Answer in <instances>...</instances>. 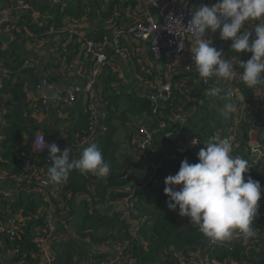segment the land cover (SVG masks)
I'll list each match as a JSON object with an SVG mask.
<instances>
[{
  "label": "trees",
  "instance_id": "trees-1",
  "mask_svg": "<svg viewBox=\"0 0 264 264\" xmlns=\"http://www.w3.org/2000/svg\"><path fill=\"white\" fill-rule=\"evenodd\" d=\"M86 1L88 0H57L52 3L48 0L40 5L38 18L29 12H21L15 20L0 27V93L5 97L2 104L3 122L0 124V137H3L0 138V170L6 175V180L1 183L5 186L18 187L12 198L4 197L0 193L1 214L6 216L5 212L14 217L11 228L16 231L15 237H11L10 234H0V245L3 244L7 252L14 250L11 257L13 263L17 264H83V262L99 264L108 255L106 252L95 250V247L121 244L126 245L121 256L128 259L130 264H176L182 257L191 256L200 249L209 251L214 264H261V260L264 264V236L253 238V244L231 241L227 243L230 248L216 245L213 249L207 250L209 238L199 230L198 226L192 223L190 218L180 216L178 209L173 211L168 208L169 198L164 192L165 178L170 175V171L175 175L184 159L190 163L198 162V154L189 150L180 152L177 149V141L198 138L201 149L205 147L204 142L213 137L214 132L231 134L236 125L235 153L247 159L250 164L245 178L251 176L262 186L261 200L258 202V212L254 217L253 226H264V168L254 170L251 167L249 154L246 151L249 122L247 119L236 120L234 114L229 120H223L217 109L228 103L227 97L224 93L223 100L208 96L207 90L211 87L204 85L202 78L195 74L192 76L199 81L194 84L192 99L188 104H195L197 114L191 117L186 126L176 129L177 139H172L170 136L175 130V126L170 122V116L180 108L184 98L178 89L175 90L172 102L159 108L162 109L161 117L153 113L155 105L148 98V94L130 89H111V93L103 96L106 105L103 122L107 130L100 137L95 138L93 143L102 150L104 159L110 166V172L105 177V184H101L99 190L104 186L106 192L104 194L108 200L128 199L131 203L132 216L137 219L145 217L136 234L127 224L123 212L117 210L106 212L98 208L94 197L97 190H91L90 185L101 177L72 170L65 182L53 183L59 191L60 203L57 204V200L53 198L51 202L56 205L54 209L57 216L61 217L63 208L69 211L66 220L71 222L73 231L72 233L68 231L63 237L49 238L51 240L49 248L52 252L50 261L38 248L40 237L48 234L44 218L49 204L42 194L27 193L20 189L25 184L30 185L29 182L34 183L36 179H30L22 174L23 159L20 156V148L28 137L44 129L37 114L46 112L41 98L31 99L27 95V86L36 87L39 82L35 67L31 66L32 64L28 67L23 65L26 59L33 60L39 52L34 49L29 51L26 48L30 49L29 45H34L36 42L50 41L56 36L55 34L66 32L65 20L69 17L84 20L87 16L93 15L85 13L83 7ZM118 1L94 0V3L102 11L103 17L111 18L119 10ZM26 2L34 6L38 0H26ZM206 2L212 3V0ZM213 2L215 3L216 0ZM9 3L10 0H0V5H3L0 7H7ZM113 23L115 27L124 26L117 22V18ZM8 34L11 35L10 42H8L10 38ZM62 36L70 42L65 49H62V44L59 45L57 58L70 61L72 54L79 51L80 45L76 44L74 39L80 36L69 33H62ZM104 37V30L99 27L85 31L87 40L100 42ZM123 39L126 38L121 40ZM5 42L8 46L4 44ZM218 43L220 46L218 48L224 50L227 58L236 57L238 54L230 49L231 42L219 40ZM55 66L54 61L47 64L49 69ZM3 67L9 70L8 74H1ZM184 75L190 76V73L184 72ZM51 76L49 74V80ZM109 78L111 76H108ZM117 78L119 79L118 74L114 76V79ZM221 82L223 83L222 80ZM237 90L249 104H253L258 97L257 89H250L245 84H238ZM88 117V112L81 109L79 118L76 122L72 119L75 123L67 126L66 136L56 144L72 146L86 137L89 134ZM253 117L264 126V109L258 108ZM140 123L155 128L165 123V126L155 134L151 150V156L161 162L157 177L162 181L158 186L150 184L139 189L131 196L129 184L138 176L129 173V169L132 165L140 164L133 141V131L137 130ZM128 142H132L130 147L127 145ZM85 147L76 152L73 159H79ZM172 151L180 154L183 159L174 161L168 158L167 152ZM47 158L40 155L37 160V166L44 177H48L47 170L51 166V161ZM83 194L92 196L93 202L89 203L82 197ZM181 220L186 221L188 225L181 224Z\"/></svg>",
  "mask_w": 264,
  "mask_h": 264
},
{
  "label": "built area",
  "instance_id": "built-area-1",
  "mask_svg": "<svg viewBox=\"0 0 264 264\" xmlns=\"http://www.w3.org/2000/svg\"><path fill=\"white\" fill-rule=\"evenodd\" d=\"M204 1V4H206V0ZM94 4V0L86 1V5L83 7L85 13H92L96 16L98 20L102 19V12L99 8L94 6ZM192 4L193 0H149V6L142 10V14L136 17L135 19L133 18L131 22L127 23L124 26L115 27L110 20L104 21L105 24L109 25H107V28L112 29V26L114 27L113 32L111 34V40L118 52H122L120 50V41L122 38H128L129 40L131 39L133 41L147 42L154 61L157 63H162L166 67L167 71H170V80L157 87L154 91V94H149L148 98L152 100L155 105L153 113L158 114L159 106L161 105L160 103L170 102L169 100L175 95V90L178 89L180 95L184 96L181 101L180 108L175 112L173 111L174 113L170 116V122L175 126V130L171 133V135L177 134L176 129L186 126L187 122L191 119V117L197 114V108L195 104L189 105L188 103L192 99L191 93L194 84L198 82L199 79L195 78L194 76L184 75V72H191L193 71V69L195 70V63L192 60V53L190 51L192 40L190 30L183 26V24L187 26L189 20L191 19L192 12L195 10ZM198 7L199 6H197L196 8ZM34 9L35 6H32L31 4L27 3L26 0H10V3L7 5V7H0V27L15 20L17 18L15 16H17L21 12L35 13L36 10ZM170 14L179 18H173L174 22L168 24V17ZM36 15L40 16V13L36 12ZM87 19L88 16L84 20L72 19V21L74 24H77L79 21L82 23ZM181 21L183 22V24L181 23ZM167 27L170 31H179L183 37L173 32H170ZM245 30L250 31L251 29L246 28ZM69 32H73V34L80 36L81 40L85 41L86 52L91 55L96 65V68L91 72V76L87 77L85 84L80 81H76L71 85L70 88L66 89L64 92H61L59 95H57L59 92L55 94L57 95L56 98H61V100L69 104L77 103L86 94L89 96V100L86 102V111L88 112L89 116V134L84 137L81 141L77 142L76 144H73L72 146L58 145L61 150H64L68 147L71 152H78L83 147L89 146V144L93 143L95 141V138L100 137L107 130V126L104 123L98 126L99 107L91 95L93 87L96 83V78L99 76L100 69L104 68L105 66H111L115 68L114 70L118 73L119 77H121L122 73L120 72L118 67H114V65L110 62L111 60L106 52V48L109 42V35L106 32H104V39L100 42L87 40L85 38V34L80 35L78 27H76L75 30L69 29ZM8 36L10 37L8 42H10L11 35L8 34ZM207 36L208 38L213 40L214 46H216L217 41L221 39L218 31L216 33H212L209 31L207 33ZM32 46L33 49L36 51L53 50V47L49 42H36ZM179 60H184V70L181 73L177 72L176 69L173 68L174 64ZM31 64L32 60L26 59L23 66L28 67ZM235 70L236 71L234 72L233 78L231 80L222 81L223 84H225L227 93L234 98H238V84L244 83L241 80V71L237 69ZM171 71H175V74ZM8 73V69L4 67L1 68L2 75H6ZM202 82L208 87L216 86L215 83H212L210 78L202 79ZM42 104L46 107V97H43ZM256 111H258V107L255 104L252 106L251 115L247 119L249 122V129L247 135L246 151L249 154L251 167L254 170H260L264 168V126L261 125V122H257V120L253 117L254 112ZM164 126L165 123H161L158 128L150 127L143 123H140L136 130L134 145L136 148V153L138 154L137 156L140 164L132 165L129 169V173L141 176V181L138 182V184H129L131 196L134 195L135 192L139 189H143L150 184H157L158 182H160L157 177V174L161 166V162L157 161L151 156V150L155 134L160 128H163ZM97 128H99V130ZM65 136L66 134L63 137ZM213 137L228 139L232 145L231 154L233 156H239L235 153L237 149L236 125L233 128V133L223 134L222 132L217 131L214 132ZM0 138L3 139V137ZM177 138L178 134L175 139ZM44 140H46V143L49 144L45 132L40 130L37 131L33 137H31L30 144L35 153L31 152V147L27 144L22 145L20 148V156L23 159L22 174H24L30 179L36 178L34 183L29 182L30 185L25 184L21 186L20 189L27 193L35 192L37 194H42L44 196V200L49 204L46 209L44 218V223L48 228V234L46 236L43 235L40 237L37 246L43 252L46 259L50 261L52 257V252L49 248L51 244V240L49 238L55 235L59 227H62L67 232H72L73 228L71 227V222L66 220V217L69 216V211L66 208L62 209L61 217L57 216V214L55 213L54 207H56V205L51 202V200L52 198L56 200L60 199L59 191L53 186V183L49 182L48 177L42 176V174L40 173L41 169L37 166V160L39 159L40 155H43L45 157L49 156L47 148L38 151L34 146L35 144H37L40 147H43ZM192 142L196 144L193 145ZM180 145L195 146L197 148L196 154H198L200 150V141L198 140V138H192L188 141L178 140L177 149ZM258 147L260 148L259 151H257ZM256 153H258V157L257 159H253V156ZM167 155L168 158L174 161H179L183 159L180 154H176L173 151L167 152ZM47 160H49V158H47ZM169 174L174 175L172 171H170ZM12 178H16V176H12ZM4 180H6V175L0 170V184L2 186L4 185L1 182H3ZM6 187L8 188L0 189V193L4 197L12 198L18 187L13 185H8ZM95 196L96 195H94V197ZM82 197L86 198L89 203H92L94 200L90 195L83 194ZM117 211L123 212L120 209H118ZM125 213H129L133 221L140 222V225L145 220V217H140L137 219L132 216L131 203L128 199H125ZM125 213L123 212V214ZM181 224L185 226L188 225L186 221L182 222V220ZM252 227L255 231V235L252 238L245 240L242 238V235L237 234L236 238L226 242L213 243L209 239L206 245L207 250L213 249V247H215L216 245H224L230 248L231 246L227 243L231 241L243 242L244 244H247L249 242L252 243L253 238L264 236V226ZM0 234H10L11 237H15L16 231L11 227H7L4 223L0 222ZM2 245H0V247ZM117 246L120 248V251L122 253V250L126 245L121 244ZM8 252L13 255L14 250ZM209 255V251L205 252L200 249L191 256L182 257L181 260L176 262V264H214Z\"/></svg>",
  "mask_w": 264,
  "mask_h": 264
},
{
  "label": "clouds",
  "instance_id": "clouds-1",
  "mask_svg": "<svg viewBox=\"0 0 264 264\" xmlns=\"http://www.w3.org/2000/svg\"><path fill=\"white\" fill-rule=\"evenodd\" d=\"M173 18L179 17L170 14L168 24L174 22ZM249 20L258 21L250 31L245 30ZM183 26L190 30V51L200 78L231 80L235 64H238L242 69L241 80L248 88L264 86V0H216L211 5L203 4L192 12L187 26ZM218 30L222 40H231L234 52L251 53L250 58L225 59L224 50H218L207 36L209 31L216 33ZM170 32L183 37L179 31ZM223 92L221 87H211L207 95L223 100ZM217 111L227 121L237 111V106L228 102ZM204 145L198 152L197 163L184 159L178 172L165 178L168 208L178 209L180 216L190 218L213 243L230 241L237 234L245 240L252 238L255 235L253 220L262 194L261 183L251 176L245 178L249 161L231 154L232 145L228 139L211 137ZM34 146L38 151L48 149L51 166L47 175L51 183L65 182L72 170L97 177H105L110 172L102 150L95 143L85 147L79 159L72 158L68 147L61 150L57 144H47L46 140L43 147Z\"/></svg>",
  "mask_w": 264,
  "mask_h": 264
},
{
  "label": "crops",
  "instance_id": "crops-1",
  "mask_svg": "<svg viewBox=\"0 0 264 264\" xmlns=\"http://www.w3.org/2000/svg\"><path fill=\"white\" fill-rule=\"evenodd\" d=\"M47 1L48 0H38V3L34 5L35 6L34 10H36V12H39L40 5ZM51 2L52 3L57 2V0H51ZM118 2H119V10L118 12L114 13V17L111 18L103 17L102 19L98 20L96 16L93 14V15H89L86 21H83L82 23L79 21L77 23L78 25L76 23L75 24L73 23L72 19L74 18L69 17L68 19H66L65 20L66 28L64 29L66 32H60L58 34H55L56 36L52 38V40L47 41L51 43L53 50L38 51L39 52L38 56L32 60L31 66L35 67V71L39 83L37 84L36 87H34L33 85L27 86V95L31 99L41 98L42 102H43V97H46L47 100L46 107L44 105V109L46 113L39 112L37 114V117L44 127L42 131L45 132L49 144L52 143L56 144L57 142H59L64 138L63 136L66 134L67 126L76 122V120L79 118L81 109L86 110V102L89 100V96L86 94L77 103L69 104L61 100V98H56V96L59 95L61 92H64L66 89L70 88L71 85L76 81H80L83 84H85L87 77L91 76V72L96 68L94 59L91 57V55H89L86 52L85 42H83V40H81L79 37L77 39H74L76 44L80 45L79 51L76 53L74 52L72 54V58L70 61L64 58H61L60 60L57 58L59 55L56 53L58 51L59 45L62 44L63 45L62 49H65V46H67L69 44L68 42H70V40L62 36V33L73 34V32L72 33L69 32V29L75 30V28L78 27L80 35H84L85 31H89L88 29L91 30L96 27L103 29L104 32H106L109 35V42L106 48V52L111 60L110 62L114 65V67L115 66L118 67V69L122 73L121 77H119L118 75L119 79L118 78L114 79V76H117L118 74L114 70L115 68L111 66H110L111 68L106 66L105 69L103 68L100 69L99 76L96 78V83L91 92L92 98L95 100L96 104L99 107L98 126L104 123L103 122L104 114L106 112V105L103 102V96H106L107 94L111 93L112 91L111 89H130L132 91L149 95V94H154V91L157 87L161 86L162 84L170 80V75H169L170 71H167L166 67L162 63H157L154 61L150 53L149 45L147 42L132 41V40L130 41L128 38H127L128 40L123 39L121 40L120 43V50L122 52H118L116 50L111 40L112 39L111 34L113 32L114 27L112 26V29L107 28L109 25L105 24L104 21L110 20L111 23L114 24L113 22L117 18L118 23L122 25H126L128 22H131L133 18L135 19L136 17L140 16L142 14V10H144L149 6V0H119ZM204 2H205L204 0H193L192 6L193 8L196 9L197 6H201L202 4H204ZM213 3L214 2L212 0V3H206V4L211 5ZM94 6L97 7V5L95 4ZM36 12L35 13L31 12V14H33L36 18H38ZM253 22H254L253 24H255L258 21H253ZM252 25L251 26L246 25L245 29L246 28L252 29ZM117 27H121V26H117ZM219 40L224 41L222 39ZM228 41L231 42V40ZM4 44H7L8 46V43H4ZM191 46H192V40H191ZM218 46L219 43L215 46L219 50ZM29 48L30 49L26 48V50L32 51L33 49L32 45H29ZM250 56L251 53L248 52H244L241 55L240 53H238L236 55V57L237 58L239 57V59L241 60H246ZM224 58L231 59L233 58V56L227 58L226 55H224ZM51 61H54L56 66L49 69V67H47V64ZM107 67L110 68V70ZM173 68H175L177 72L181 73L184 70V60H179L178 62H176ZM235 69L242 71V69L239 67L238 64L237 65L235 64ZM171 72L174 73L175 71H171ZM189 73L190 76L194 74L195 75L198 74L194 69ZM49 74L52 75L51 80H49ZM108 76H111V78L108 79ZM210 79L212 83L216 84V87H221L224 89L223 93L227 97L228 102H233L236 104L237 111L233 113L236 120L248 119L251 115L252 106L255 104L257 105L258 108H260V110L264 109V93H263L264 86L256 87L258 91V97L252 105L246 102L245 98L238 90H237L238 98H234L227 93L225 84H223L221 80H217L215 77ZM57 92L59 93L55 95ZM0 95L3 96L1 93ZM174 97L175 95L169 100L170 103L172 102ZM168 103L169 102L160 103L161 105L159 106V108L162 107V105L164 106L167 105ZM0 109H1L0 110V124H1L3 122L4 109L2 107ZM158 115L160 117L163 116L162 109H159ZM97 129L99 130V128ZM133 132H134L133 141L135 142L136 129ZM30 142H31V136L27 138L25 144L31 147ZM130 143L128 142L127 144L129 147H130ZM30 149L31 152L35 153L32 147ZM132 151L133 150L131 149V152ZM71 155L72 158H75L76 152L72 151ZM105 177H101L100 179L96 180L94 183L90 185L91 190L93 189L97 190L95 197L98 208L106 212L120 209L125 213V210H123L125 208V199H119L118 201L108 200V198H106L104 194L106 193L104 191V186H102V188L99 190L100 185L105 184L106 182ZM140 180H141V176H138L135 179H132L130 184L131 185L138 184ZM161 181L162 180H160V182ZM158 184L159 182L157 184H154L153 186H158ZM2 188H8V187H6L5 185L2 186L0 184V189ZM58 203H60V199H57V204ZM4 214L6 216L1 214L0 211V222L4 223L6 226L9 225V228L12 227L14 223V217L10 216L9 213L4 212ZM130 226L133 233L136 234L137 227L133 225ZM66 233L67 231H65L64 229H60L59 227L54 235V238L56 239L58 237H63L64 235H66ZM104 247H108V249L103 251L106 252L108 256L105 259H103V261H101L99 264H130V261L128 259H124V257L121 256V251L118 246L104 245ZM4 248L5 247L3 245L0 247V264L2 263L17 264V263H13L11 253L7 252ZM260 263L262 264L263 261L261 260ZM83 264H88V263L83 262Z\"/></svg>",
  "mask_w": 264,
  "mask_h": 264
},
{
  "label": "water",
  "instance_id": "water-1",
  "mask_svg": "<svg viewBox=\"0 0 264 264\" xmlns=\"http://www.w3.org/2000/svg\"><path fill=\"white\" fill-rule=\"evenodd\" d=\"M253 23H254L253 20H249V21L246 22V25L251 26ZM4 100H5V98L0 95V108L2 107V103H3ZM176 137H177V134H172L171 135L172 139H175ZM178 150L180 152H184L186 150H190V151L194 152L195 154L197 153V148L195 146H192V145H180L178 147ZM257 157H258V153H256L253 156V159H257ZM123 210H125V208ZM124 216H125V219H126L128 225H133V226L137 227V229L139 228L140 222H134L132 217H131V215L129 213H125ZM7 227H9V225ZM60 229H63V228L60 227ZM94 249L103 252L106 249H108V247L101 246V247L94 248Z\"/></svg>",
  "mask_w": 264,
  "mask_h": 264
}]
</instances>
